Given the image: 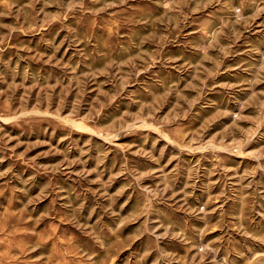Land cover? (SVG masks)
Listing matches in <instances>:
<instances>
[{
    "label": "rangeland",
    "instance_id": "1",
    "mask_svg": "<svg viewBox=\"0 0 264 264\" xmlns=\"http://www.w3.org/2000/svg\"><path fill=\"white\" fill-rule=\"evenodd\" d=\"M0 264H264V0H0Z\"/></svg>",
    "mask_w": 264,
    "mask_h": 264
}]
</instances>
